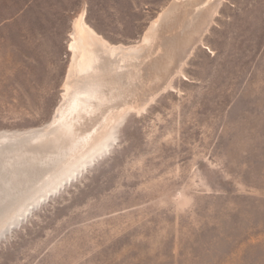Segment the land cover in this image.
Instances as JSON below:
<instances>
[{"label":"rangeland","instance_id":"374dc122","mask_svg":"<svg viewBox=\"0 0 264 264\" xmlns=\"http://www.w3.org/2000/svg\"><path fill=\"white\" fill-rule=\"evenodd\" d=\"M173 1L0 0V135L52 123L83 8L127 47ZM193 48L0 225V264H264V0H222Z\"/></svg>","mask_w":264,"mask_h":264},{"label":"bare ground","instance_id":"6f19581e","mask_svg":"<svg viewBox=\"0 0 264 264\" xmlns=\"http://www.w3.org/2000/svg\"><path fill=\"white\" fill-rule=\"evenodd\" d=\"M221 1L174 0L152 21L142 43L127 47L109 46L99 38L84 23L83 8L70 33L72 59L63 84V102L51 124L64 120L70 128L75 126L79 150L94 146L102 140L103 129L113 123L116 110L138 112L154 92L168 86L171 75L180 72L193 47L201 42ZM6 217L0 215V225Z\"/></svg>","mask_w":264,"mask_h":264},{"label":"water","instance_id":"95a60500","mask_svg":"<svg viewBox=\"0 0 264 264\" xmlns=\"http://www.w3.org/2000/svg\"><path fill=\"white\" fill-rule=\"evenodd\" d=\"M63 121L22 134L0 135V215L7 216L5 222L48 186V180L57 178L65 162L78 152L77 129Z\"/></svg>","mask_w":264,"mask_h":264}]
</instances>
